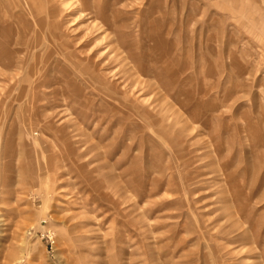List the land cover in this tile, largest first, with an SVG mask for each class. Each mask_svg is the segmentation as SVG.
<instances>
[{
	"label": "rangeland",
	"instance_id": "1",
	"mask_svg": "<svg viewBox=\"0 0 264 264\" xmlns=\"http://www.w3.org/2000/svg\"><path fill=\"white\" fill-rule=\"evenodd\" d=\"M79 1L0 0V264H264V0Z\"/></svg>",
	"mask_w": 264,
	"mask_h": 264
},
{
	"label": "bare ground",
	"instance_id": "2",
	"mask_svg": "<svg viewBox=\"0 0 264 264\" xmlns=\"http://www.w3.org/2000/svg\"><path fill=\"white\" fill-rule=\"evenodd\" d=\"M44 1V3H45V1L46 0H43ZM17 2V1H16ZM37 2V1H36ZM18 3V2H17ZM63 3V2H62ZM40 4V3H39ZM41 5V4H40ZM43 5V4H42ZM45 5V4H44ZM74 5V4H73ZM46 6V5H45ZM64 6V5H63ZM70 6V5H69ZM68 6V7H69ZM62 7V6H61ZM84 7V5H83V2H82V0H80L79 1V3H77V5H74V8H70V9H68V12L67 13H71L72 14V12H76V13H81L82 11H85V9L83 8ZM20 8V7H19ZM44 8V7H43ZM24 9V11L28 14V8H26V7H24L23 8ZM67 9V8H66ZM44 11V10H43ZM24 13V12H23ZM32 13H33V10H32ZM47 14V13H46ZM87 14V13H86ZM92 14V13H91ZM30 16V15H29ZM49 16V15H48ZM27 18H28V16H27ZM28 19H32V18H28ZM29 23V22H28ZM86 23V22H85ZM38 26V25H37ZM44 26V25H43ZM27 31V30H26ZM24 32H22V34H23ZM25 34V33H24ZM23 34V35H24ZM98 40H102V36L98 39ZM104 40V39H103ZM19 53V52H18Z\"/></svg>",
	"mask_w": 264,
	"mask_h": 264
}]
</instances>
